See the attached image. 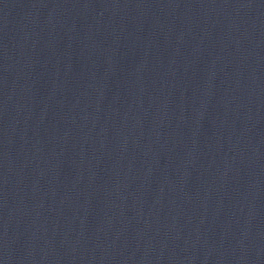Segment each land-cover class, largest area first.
<instances>
[{"label": "water", "instance_id": "1", "mask_svg": "<svg viewBox=\"0 0 264 264\" xmlns=\"http://www.w3.org/2000/svg\"><path fill=\"white\" fill-rule=\"evenodd\" d=\"M0 264H264V0H0Z\"/></svg>", "mask_w": 264, "mask_h": 264}]
</instances>
